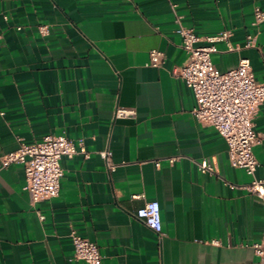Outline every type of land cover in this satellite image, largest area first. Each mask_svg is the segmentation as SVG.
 Listing matches in <instances>:
<instances>
[{
  "label": "crops",
  "instance_id": "1",
  "mask_svg": "<svg viewBox=\"0 0 264 264\" xmlns=\"http://www.w3.org/2000/svg\"><path fill=\"white\" fill-rule=\"evenodd\" d=\"M255 5L264 0H0V156L49 133L90 151L63 156L60 193L37 202L24 165L0 164V264H88L74 257L73 231L99 244L102 264H264L251 246L264 204L243 186L253 176L231 164L227 140L195 117L194 91L172 71L188 58L176 13L198 44L228 29L243 46ZM215 43L221 70L248 57L264 81V21L259 48ZM152 48L165 51L162 65H147ZM119 106L135 115L117 117ZM254 121L264 178V102ZM150 199L162 235L136 215Z\"/></svg>",
  "mask_w": 264,
  "mask_h": 264
},
{
  "label": "built area",
  "instance_id": "2",
  "mask_svg": "<svg viewBox=\"0 0 264 264\" xmlns=\"http://www.w3.org/2000/svg\"><path fill=\"white\" fill-rule=\"evenodd\" d=\"M173 8L175 4H172ZM255 32H249L243 46L257 47V36L261 23L264 21V8L254 7ZM8 18V14L4 15ZM178 26L176 31L182 36L181 45L187 50L188 58L182 65H176L172 71L181 76L193 89L196 104L193 108L195 117L203 124L213 126L227 140L230 162L236 167L244 168L253 177L244 184L264 204V178L258 177L256 171L259 159L254 147L261 138L255 129V115L259 106L264 102V81L255 77L250 58L242 57L237 66L228 70H221L213 61V53L218 52L216 40H226L228 49H240L243 46L229 40L230 31L222 29L217 34L208 36V44H198L201 39L194 28L186 26L181 15L176 13ZM19 28L21 26H18ZM47 25L41 26V31H47ZM2 35L0 34V38ZM166 60L163 49L152 48L149 52L147 65L160 66ZM3 113V112H1ZM117 117H131L135 110L124 106L116 109ZM77 153L90 155L82 138L74 140L64 133H49L41 140L20 142L19 146L0 156L1 166L11 163H21L26 172V188L29 190L33 202L44 198H51L60 193L63 166V156H74ZM105 160L109 170L116 167L109 148L98 152ZM159 164V161L156 162ZM203 171H213L208 158L199 162ZM235 187V184H231ZM136 215L159 235L164 233L161 205L159 200H146L140 206ZM43 217V215H40ZM74 244V257L82 258L88 264H102L103 254L99 244L76 231L71 232ZM217 242V240H214ZM255 253L264 260V231L262 238L251 244Z\"/></svg>",
  "mask_w": 264,
  "mask_h": 264
}]
</instances>
